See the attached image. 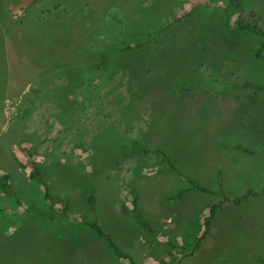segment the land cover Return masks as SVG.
<instances>
[{"label":"rangeland","instance_id":"1","mask_svg":"<svg viewBox=\"0 0 264 264\" xmlns=\"http://www.w3.org/2000/svg\"><path fill=\"white\" fill-rule=\"evenodd\" d=\"M245 82L264 84V0H0V264H128L92 217L135 264H264V192L224 201L196 248L221 196L177 195L262 190ZM35 167L69 217L35 216Z\"/></svg>","mask_w":264,"mask_h":264},{"label":"trees","instance_id":"2","mask_svg":"<svg viewBox=\"0 0 264 264\" xmlns=\"http://www.w3.org/2000/svg\"><path fill=\"white\" fill-rule=\"evenodd\" d=\"M235 2H237V0H235ZM137 45V43H136ZM132 47L131 45H129L127 48ZM244 85L250 86L253 90H255L256 92H260V91H264V84L263 85H256L253 84L252 82H245ZM233 149L242 151L244 153L247 154H252L255 155L257 154L259 151L258 150H253V149H249L243 145H241L240 143L234 144L232 146ZM153 152H156L157 154H160L163 158L166 159L167 161V165L168 168L174 172L177 176H181L182 173H180L179 170L176 169V167L172 164V162L170 161L169 157L167 156V154L160 150V149H155L153 150ZM38 167H35V171H32L31 177H35L37 181H39L43 187V193H42V202L44 203L43 206H41V208H39V210H37V212L35 213V216H45L48 214H61V216L63 217H69V202L67 199L65 198H59L58 196H55L52 193L51 187L49 186L48 182L39 176V172L37 171ZM8 178L7 174L2 175L1 179L3 181H0V189H3V191H8V183L5 182V180ZM184 178V176H183ZM186 187L178 192V196L182 195L184 192L186 191H191V190H197V191H202V192H208V193H213V194H217L219 196H221V201L218 203H214L210 206L209 208V214L205 219V223H204V227H203V231L202 234L197 238L194 247L196 248L201 239L204 238V236L207 234L208 232V228H209V223L211 218L213 217L215 211L219 208V206L224 202V201H229L231 200V202L233 203H240L242 201L247 200V198H249L250 196H257L260 193L264 192V186L262 188L261 191L257 192V191H252L250 189H247L243 194H239V195H235L232 198H230L228 195H225L220 188L217 189H209L207 187H204L202 185H200L196 180L192 179V178H186ZM8 187V188H5ZM58 202H63L62 207H56V204ZM133 203V209H134V217L137 220V222L141 225H144V221L143 219L140 218V216L137 214V209L135 207V203H136V198H133L132 200ZM80 224L91 230L103 243L104 245L108 248V250H110V252L112 254H114L115 256L119 257V258H124L128 260V264H135V262L132 260V257L130 254H128L125 251H122L117 244L115 243V241L113 239H111L110 236H108L101 228V226L99 225L98 221L96 220V218H83L80 221Z\"/></svg>","mask_w":264,"mask_h":264}]
</instances>
